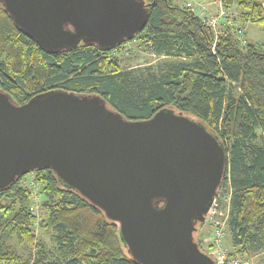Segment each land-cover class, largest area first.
Returning a JSON list of instances; mask_svg holds the SVG:
<instances>
[{"label":"trees","instance_id":"trees-1","mask_svg":"<svg viewBox=\"0 0 264 264\" xmlns=\"http://www.w3.org/2000/svg\"><path fill=\"white\" fill-rule=\"evenodd\" d=\"M144 1L147 22L133 39L114 49L79 42L72 49L54 52L20 31L0 3V88L19 104L60 88L98 94L131 120L147 119L162 107L199 120L226 152L218 193L229 194L228 256L260 248L264 38L240 43L234 23L222 22L215 33L189 5L176 0ZM220 1L225 10H238L235 21L264 29V0ZM127 42L162 57L122 67L118 51ZM29 173L35 185H23ZM29 173L0 190V264H138L121 241L116 222L65 186L50 168ZM36 228L49 233L54 251L37 237ZM12 235L33 247L31 260L6 247L5 240ZM195 239L203 249L196 235Z\"/></svg>","mask_w":264,"mask_h":264},{"label":"water","instance_id":"water-1","mask_svg":"<svg viewBox=\"0 0 264 264\" xmlns=\"http://www.w3.org/2000/svg\"><path fill=\"white\" fill-rule=\"evenodd\" d=\"M46 51L114 49L146 25L144 0H0ZM226 152L192 116L131 120L98 94L52 88L18 103L0 88V190L50 168L119 226L138 264H216L194 232L218 194Z\"/></svg>","mask_w":264,"mask_h":264},{"label":"rangeland","instance_id":"rangeland-1","mask_svg":"<svg viewBox=\"0 0 264 264\" xmlns=\"http://www.w3.org/2000/svg\"><path fill=\"white\" fill-rule=\"evenodd\" d=\"M176 1L177 3L191 6L205 21L206 15L200 11L198 5L196 4V1L198 0H195L194 2L193 0ZM202 3V5H204V7L206 8V14L214 17L217 16V0H202ZM237 15L238 10L236 9L225 10V14L222 15L217 21L216 30L219 31V27L222 25V22H226L230 25L234 23L235 27L237 28L236 37L240 41V43H243L245 39L253 42H260L264 38L263 27L251 22L242 24L240 21H235L234 18L236 19ZM118 56L122 58V60L120 61L122 67H133L136 65L153 63L158 61L162 57L145 52L142 48H139L137 46L136 42H127L126 45L120 51H118ZM31 178L32 174H27L24 177V182L29 183ZM220 193H218L217 196V204L215 206V209L207 212L205 221L202 222L203 224L201 226H196V230L194 232V236L196 235L197 239L202 242V247L204 250H206V252H208V250L210 249L216 222L221 224L220 227L223 231L221 238L222 246L227 250V253L231 251L230 236L226 228L229 215V194L221 195ZM39 198L40 196L37 197L36 200L38 201ZM262 232L264 233L263 229ZM36 233L37 237L40 240L44 241L48 248L54 251L53 242L51 241L49 233H46L39 228H36ZM261 236L262 237H260V239L262 240L263 245L260 248L258 247L255 249H250L246 254H234L231 257L240 260V264H264V234H261ZM5 245L8 249H12L30 260L32 258V254L34 253V249L32 246L19 243L18 239L13 235L6 238ZM53 253L56 254V252Z\"/></svg>","mask_w":264,"mask_h":264},{"label":"built area","instance_id":"built-area-1","mask_svg":"<svg viewBox=\"0 0 264 264\" xmlns=\"http://www.w3.org/2000/svg\"><path fill=\"white\" fill-rule=\"evenodd\" d=\"M194 1L195 0H193V2ZM217 2H218L217 16L214 17L208 14H206L205 16L206 17L205 22L213 28L215 33L218 32L216 30V24H217L218 19H220V17L225 14V10L221 5V1L217 0ZM196 4L198 5L201 12L206 13V8L204 7V5H202L203 4L202 0L196 1ZM23 185L27 186V185H35V184H33V179L31 178L29 183L23 181ZM217 196L214 198L212 205L210 209L208 210V212L215 209V206L217 204ZM220 225L221 224H219L218 222L215 223V231L213 234V238L211 240V245H210V249L208 250V253L212 256L216 264H240V260H238L237 258H234V257L229 258L227 250L222 246L221 238H222L223 231Z\"/></svg>","mask_w":264,"mask_h":264}]
</instances>
